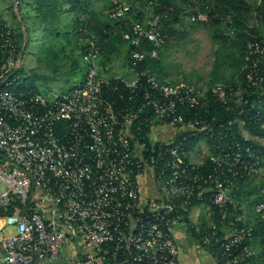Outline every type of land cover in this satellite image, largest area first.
Returning <instances> with one entry per match:
<instances>
[{"label": "built area", "instance_id": "built-area-1", "mask_svg": "<svg viewBox=\"0 0 264 264\" xmlns=\"http://www.w3.org/2000/svg\"><path fill=\"white\" fill-rule=\"evenodd\" d=\"M256 10L263 32L247 43L245 88L239 81L171 84L151 69L138 71L147 60L159 61L169 41L167 16L136 20L129 3L115 1L110 18L131 22L123 39L134 77H108L114 70L101 65L93 46L83 55L84 81L53 98L13 90L26 32L20 49L16 30L0 17V233L15 228L12 236H0L1 263L58 262L71 247L67 264H181L173 230L200 232L191 215L199 206L222 215L221 235L214 220L208 227L216 236L211 255L217 262L254 257L245 245L254 226L244 213L241 180L264 178L262 157L244 129V118L260 117L264 109V0ZM189 20L206 22L207 16ZM119 90L116 103L110 92ZM206 161L211 168L203 172ZM195 200L201 204L192 206ZM255 213L264 217V202Z\"/></svg>", "mask_w": 264, "mask_h": 264}, {"label": "trees", "instance_id": "trees-1", "mask_svg": "<svg viewBox=\"0 0 264 264\" xmlns=\"http://www.w3.org/2000/svg\"><path fill=\"white\" fill-rule=\"evenodd\" d=\"M132 7L131 16L136 20H142L149 16H167L164 22L163 31L169 37L168 43L180 42L184 37L181 28L185 20L193 15L204 14L207 16L206 22H191L193 27H203L208 30L217 48L216 64L214 70L219 68H228L231 70V79H226L223 83L235 84L239 81L241 87L245 88L244 75L241 70L244 63V57L249 40H260V20L255 17L257 0H124ZM115 0H18L19 16L21 17L22 26H26V31L19 25L16 30L20 41V49L24 45V33H26L25 50L32 42H37L41 53L38 56L40 63H47L53 66L54 72L59 73L62 69L69 66L72 74L70 82L76 75L74 72L82 70V82L85 79L87 66L83 63V55L88 53L93 46L98 49L101 55V65H111L117 55L122 53L128 45L127 60L129 63L131 47L123 39V34L131 29V22L126 20H113L110 18V12L114 8ZM149 16L143 13L142 9L146 8ZM147 15V16H146ZM1 17V16H0ZM2 18V17H1ZM36 32V37H33ZM33 33V34H32ZM25 52V51H24ZM59 62V64H57ZM157 62L147 60L139 65L138 71L151 69L154 71ZM18 77L17 83L13 87L15 92L20 90H33L42 93L39 81L48 83L53 78L49 76H39L35 72L27 75L21 68L15 75ZM81 82V83H82ZM214 79L200 80L197 85L211 87L216 84ZM220 83V82H219ZM77 86V85H76ZM74 86V87H76ZM239 86V85H238ZM72 87L70 90H72ZM69 90V91H70ZM121 91L110 92V97L119 103L121 101ZM254 101V98L251 97ZM205 108L191 111L190 115H199ZM246 125L244 129L251 136L248 145L253 146L264 158V109H261L260 117L256 112L244 118ZM243 128L236 127V132L242 135ZM197 140L190 141L186 144L187 149L195 146ZM213 143V142H212ZM212 146V144H211ZM264 164V161H263ZM211 168L208 161L202 168L207 172ZM264 179V178H263ZM252 182L245 178L241 180L242 189ZM264 182L259 188L255 185L251 194H260L252 204L264 202ZM200 205L197 200L192 202ZM235 215L242 214L243 211L232 210ZM214 213L212 220L218 225L216 236L221 235V226L219 221L222 215L219 210L212 208ZM4 212H0V217ZM253 224L254 232L250 240L246 241L247 247L256 248L259 244L264 246V217L258 215L256 219L248 221ZM204 223L200 226L199 234L196 228L190 231L194 238L209 236L210 242L208 248L214 251L217 248L216 236L214 230L207 227ZM257 246V245H256ZM262 256L256 254L254 257L242 261L240 264H264ZM219 264H224L220 260Z\"/></svg>", "mask_w": 264, "mask_h": 264}, {"label": "rangeland", "instance_id": "rangeland-1", "mask_svg": "<svg viewBox=\"0 0 264 264\" xmlns=\"http://www.w3.org/2000/svg\"><path fill=\"white\" fill-rule=\"evenodd\" d=\"M148 9L146 7L142 9V11L149 16L150 12ZM0 16L16 30H19V25L22 26L21 17L19 16L18 2H16V0H0ZM22 27L23 30L26 31V26L23 25ZM181 31L185 33V38L180 42L168 43L164 46L160 53V59L156 63V67L153 71L154 74L159 77V79L173 84H197L200 80H205L207 82L208 79H214L216 82H224L226 80L224 76V68H219L217 71L214 70L215 72L212 73L216 64L215 51L217 48L214 46V41L208 30L201 26L192 28L191 21L187 19L185 20ZM36 36V32H34L33 37L35 38ZM38 46L39 45L36 41L29 44L24 52L22 68L29 76L35 72L39 76L45 75L53 78L48 83L39 81L43 95H47L51 98L57 95H63L72 87L82 82L81 76L84 69H82L83 71H75V78L70 82H66V80L71 79L70 75L72 74L71 70H69V66L56 74L53 66H49L45 62L40 63L38 56L42 53ZM57 64H59V62ZM262 146H264V140L262 141ZM249 211L253 215L258 216L255 213V205L249 206ZM196 213L201 216L198 223L199 228L204 223L208 224L207 227H210L211 222L213 224L212 218L209 216L213 213L212 209L196 207L193 209L192 215ZM195 219L194 215L193 220ZM14 232V227H6L5 230L0 233V236H12ZM197 233L199 234V232ZM208 241L207 237L203 236L201 239L194 238V242L197 245L196 251L199 255H209V252L211 254V251L207 246ZM179 245L181 249L184 246L182 242ZM256 245L257 254L262 256L261 260L264 261V246L259 244ZM76 246L78 251H80L81 245L78 241H76Z\"/></svg>", "mask_w": 264, "mask_h": 264}, {"label": "crops", "instance_id": "crops-1", "mask_svg": "<svg viewBox=\"0 0 264 264\" xmlns=\"http://www.w3.org/2000/svg\"><path fill=\"white\" fill-rule=\"evenodd\" d=\"M115 1H124V0H115ZM263 32V27L262 25L260 26V33ZM129 50L128 45L124 48V50L122 51V53H120L119 55L116 56V58L114 59V61L112 62L111 65H109L111 67L112 72L107 73L108 77H112L114 74H121L123 76H126L129 79H132L134 77V72L133 70L130 69L129 67V63L127 60V51ZM231 70L226 68L224 69V76L225 79H231ZM159 79V77H157ZM162 82L168 83L164 80L159 79ZM219 83V82H218ZM223 83V82H220ZM173 84V83H171ZM155 135H158L159 138L160 137H164L162 135V133H157ZM161 139V138H160ZM195 159V158H194ZM262 182H264V179L260 180L257 182V184H252L251 187L249 184H247L244 188H243V194L246 196V200H245V210L244 213L246 214L247 220L248 221H252L254 219L257 218V216L253 215L252 213H250L249 211V206H252V202L256 201L257 197L260 196V194H251V190L253 189V186H257L259 188V185L261 186ZM146 184L142 183V189L144 192H149V190L146 188ZM256 206V204H255ZM200 207V206H199ZM196 207H194L193 209H195ZM192 209V212H193ZM192 215V213H191ZM195 215V222H199L200 221V214L198 215V213L194 214ZM194 215H192V219L194 217ZM174 236L175 239L177 240L178 246H180L179 244L182 242V244L184 245L183 248H180V262L181 264H219V262H217L215 260L214 257L211 256L210 252L209 255H199L197 250V245L194 242V238L191 235L190 232H182L180 231L176 226L174 227ZM251 248V247H250ZM256 254H257V250L256 248H252ZM74 254V250L71 247H68L64 253L63 256L61 258L60 261L58 262H42L39 264H67V260L68 258ZM211 257V259H210ZM0 264L1 263V256H0Z\"/></svg>", "mask_w": 264, "mask_h": 264}, {"label": "bare ground", "instance_id": "bare-ground-1", "mask_svg": "<svg viewBox=\"0 0 264 264\" xmlns=\"http://www.w3.org/2000/svg\"><path fill=\"white\" fill-rule=\"evenodd\" d=\"M1 225H2V222L0 221V227H1Z\"/></svg>", "mask_w": 264, "mask_h": 264}, {"label": "water", "instance_id": "water-1", "mask_svg": "<svg viewBox=\"0 0 264 264\" xmlns=\"http://www.w3.org/2000/svg\"><path fill=\"white\" fill-rule=\"evenodd\" d=\"M16 2H18V0H16Z\"/></svg>", "mask_w": 264, "mask_h": 264}]
</instances>
